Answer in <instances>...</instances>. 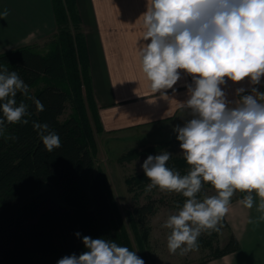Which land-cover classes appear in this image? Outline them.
<instances>
[{"label":"clouds","instance_id":"1","mask_svg":"<svg viewBox=\"0 0 264 264\" xmlns=\"http://www.w3.org/2000/svg\"><path fill=\"white\" fill-rule=\"evenodd\" d=\"M8 14L5 9L0 16ZM140 19L142 39L150 42L138 47L137 56L150 91L174 90L181 71L193 81L187 85L188 99L179 103L190 118L174 128L190 170L181 175L169 167L172 154L166 150L141 165L150 181L146 192L158 188L185 198L162 225L170 230L169 252L184 255L198 249L202 233L220 230L236 192L243 194L244 207L255 206L260 213L249 223L264 221V92L252 87L251 94H244L241 87L236 89L239 99L229 101L222 88L246 78L260 85L264 78V0H147ZM18 93L44 111L19 74L0 65V136L7 124L29 123V105L17 103ZM32 126L48 152L61 147L47 123L33 121ZM206 183L216 194L201 200L198 194ZM82 242L87 251L57 264H145L114 240L84 236Z\"/></svg>","mask_w":264,"mask_h":264},{"label":"trees","instance_id":"2","mask_svg":"<svg viewBox=\"0 0 264 264\" xmlns=\"http://www.w3.org/2000/svg\"><path fill=\"white\" fill-rule=\"evenodd\" d=\"M51 2L56 32L47 49L42 52L24 45L0 53V65L17 72L28 84L29 94L44 105V111L38 112L31 100L18 93L17 103L23 100L29 105V123L7 124L5 134L0 136V264H33L31 254L51 246L58 260L73 253L79 256L87 251L84 236L114 240L134 251L104 172L98 170L91 175L95 144L81 107L85 101L97 131L102 128L75 0ZM40 76L50 81L32 89ZM69 101L77 103L76 111L61 120ZM33 121L47 123L59 135L61 147L48 152L33 129ZM168 166L178 168L181 174L190 170L180 155L172 156ZM143 176L139 174L138 178ZM44 184L48 188L41 191ZM239 196L243 194L239 192ZM159 202L149 197L127 211L143 256L149 219ZM238 247L237 239L230 234L212 257ZM143 260L149 264L146 256Z\"/></svg>","mask_w":264,"mask_h":264},{"label":"crops","instance_id":"3","mask_svg":"<svg viewBox=\"0 0 264 264\" xmlns=\"http://www.w3.org/2000/svg\"><path fill=\"white\" fill-rule=\"evenodd\" d=\"M87 53L88 72L103 132L132 137L159 134L161 139L177 137L174 128L183 126L189 114L179 109L188 99L187 85L192 77L181 71V79L173 89L152 93L140 68L137 49L144 43L140 17L146 11L147 0H75ZM0 53L33 44L38 38H49L56 32L51 0H0ZM245 88L251 94L260 85L244 81H228L222 86L229 101L239 99L236 89ZM231 106V105H230ZM243 196L232 198L224 216L227 230L235 236L239 247L206 264H264V221L258 218L256 207L248 209L240 203ZM258 203V198H257ZM228 234V236H229ZM226 242V241H225Z\"/></svg>","mask_w":264,"mask_h":264},{"label":"rangeland","instance_id":"4","mask_svg":"<svg viewBox=\"0 0 264 264\" xmlns=\"http://www.w3.org/2000/svg\"><path fill=\"white\" fill-rule=\"evenodd\" d=\"M53 37L54 34L49 38H38L29 46L44 52L47 49L48 42ZM49 81L50 79L40 76L34 81L32 89ZM75 105L77 103L69 101L60 119L63 120L76 111ZM81 107H84V115L89 122L90 128H92L95 144V166L91 175L98 170L104 172L116 210L125 224L137 256L142 259L146 256L149 264H206L208 260L215 258L212 257L214 252L224 246L230 233L229 229L227 230L224 219L221 221L219 231L201 234L198 239L199 247L197 250L190 251L184 255H181L178 250L176 254H172L167 247V237L170 234V230L162 227V225L169 215L178 211V206L182 207L185 198L181 194L162 192L158 188H154L150 192L145 191L150 181L141 167L144 160L149 155H158L165 150L171 153L172 156H182L180 142L177 138L161 139L158 136L159 134L148 135L147 137L139 133H133L132 137L129 138L122 135L107 134L103 130L97 131L98 125L93 120L91 110L86 101ZM159 145L161 146L159 147ZM178 171L181 172V170ZM142 173L144 174L143 179L138 178L139 174ZM181 175H184V173ZM47 188L48 185L44 184L41 187V191ZM215 194L216 192L212 186L206 183L198 194V198L202 200L205 196ZM238 194L239 192H236L232 198ZM149 197L158 199L160 202L156 213L149 219L144 244L145 256H143L136 243L132 220L128 217L127 211L145 202ZM54 250L51 246L45 250L34 251L31 254L33 264H57L58 259Z\"/></svg>","mask_w":264,"mask_h":264}]
</instances>
